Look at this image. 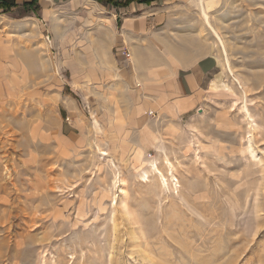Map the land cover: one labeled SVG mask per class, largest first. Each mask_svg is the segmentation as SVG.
Returning <instances> with one entry per match:
<instances>
[{
	"label": "rangeland",
	"instance_id": "rangeland-1",
	"mask_svg": "<svg viewBox=\"0 0 264 264\" xmlns=\"http://www.w3.org/2000/svg\"><path fill=\"white\" fill-rule=\"evenodd\" d=\"M16 1L0 8V264H264V0H211L234 72L209 33L218 66L182 112L151 38L195 50V0ZM129 16L133 44L113 22Z\"/></svg>",
	"mask_w": 264,
	"mask_h": 264
},
{
	"label": "crops",
	"instance_id": "crops-1",
	"mask_svg": "<svg viewBox=\"0 0 264 264\" xmlns=\"http://www.w3.org/2000/svg\"><path fill=\"white\" fill-rule=\"evenodd\" d=\"M54 1V0H50ZM48 1V2H50ZM85 1V0H84ZM91 2L97 3L94 0H89ZM115 14H112V17H114ZM137 16H129L126 17L123 24L120 19V22L118 21V17L113 20L115 22V26L118 28L119 25L123 26V39L124 43H132L133 39L135 38H141L140 35L141 26L145 20L141 18H136ZM144 20V21H143ZM121 23V24H120ZM103 25V29L105 30L104 33L107 35L108 43L111 44L114 42V38H116V32L109 21V23H100ZM145 24V22H144ZM142 24V26L144 25ZM110 36V37H109ZM152 37V36H151ZM199 38V37H198ZM152 46L153 48L151 50H162L161 58L163 59V64L166 66V71L168 72V78L172 79V82L170 83L169 91L174 96L178 95L179 99L172 104V106L177 109V111H183L186 107H188L191 104L195 103V100H197L199 94V91L197 89L201 87V85L205 82L206 78L209 76L210 73H212L215 68H217V62L214 61V59L209 58V54L206 52L203 55L199 54V50H203L205 43L203 41L195 39H190L192 46L195 50H186L185 48H178L174 46H167L168 42L163 41V39L159 37H152ZM162 42H161V40ZM149 43L151 41L149 40ZM133 44V43H132ZM133 69L136 71L138 80L144 79H150L154 77L155 75V69L158 66L154 65V59L148 58L143 52H140L138 50L137 46L133 45ZM206 47V46H205ZM175 48L177 50L174 51ZM168 49H171L169 51ZM106 51V50H105ZM181 51V52H180ZM129 52L130 57L127 60L131 59V51L128 48H125L123 50V54ZM184 52V53H183ZM194 52V53H193ZM136 53V54H135ZM138 54V55H137ZM180 55V56H179ZM190 55L192 57H190ZM155 55H153L154 58ZM219 60V59H218ZM144 62V63H143ZM166 63V64H165ZM143 64V65H142ZM152 65V66H148ZM146 67L145 73H141L140 69ZM135 74V75H136Z\"/></svg>",
	"mask_w": 264,
	"mask_h": 264
},
{
	"label": "bare ground",
	"instance_id": "bare-ground-1",
	"mask_svg": "<svg viewBox=\"0 0 264 264\" xmlns=\"http://www.w3.org/2000/svg\"><path fill=\"white\" fill-rule=\"evenodd\" d=\"M198 6V11H199V15L201 18V25L198 29V36L200 41H203L205 43V45L208 43V34L213 32L216 35V43H217V47L219 49V52L221 53V56L223 58V64L224 67H228L227 70H229L230 72H234L233 67L231 66V63L229 61V56H228V51L225 45V41L223 40V37L220 33V29L222 28V26H214L210 20V13L208 11V6L211 3V0H195ZM225 23V21H221L220 24L223 25ZM110 37V36H109ZM161 40V39H160ZM105 41V40H104ZM162 42V40H161ZM204 45V48H205ZM209 45V44H208ZM207 47V46H206ZM209 47V46H208ZM173 49V48H172ZM175 49V48H174ZM173 49V50H174ZM207 48H205L206 50ZM169 51H171V49H168ZM176 50V49H175ZM174 50V51H175ZM178 50V49H177ZM176 50V52H177ZM181 52V51H180ZM105 53V52H104ZM184 53V52H183ZM194 53V52H193ZM206 51L203 50H199V54L203 55L205 54ZM136 54V53H135ZM138 55V54H137ZM180 56V55H179ZM190 57H192L190 55ZM144 63V62H143ZM107 64V63H106ZM143 65V64H142ZM45 66V64H44ZM156 170L159 171V173L161 174V176L163 177L164 175L160 172V170L158 169V167H156ZM177 182V181H176ZM123 191H125L124 188H122ZM151 259V258H150ZM151 261V264H154V262Z\"/></svg>",
	"mask_w": 264,
	"mask_h": 264
},
{
	"label": "trees",
	"instance_id": "trees-1",
	"mask_svg": "<svg viewBox=\"0 0 264 264\" xmlns=\"http://www.w3.org/2000/svg\"><path fill=\"white\" fill-rule=\"evenodd\" d=\"M99 1H105V0H99ZM108 2L114 1V0H107ZM131 0L126 1H114L116 5L119 4H128ZM146 2H149L151 0H145ZM39 0H25L23 1L24 5H27L30 7V9H33L34 11H37L39 8L38 5ZM17 5L16 0H0V8H3L4 11H9L13 8V6Z\"/></svg>",
	"mask_w": 264,
	"mask_h": 264
},
{
	"label": "built area",
	"instance_id": "built-area-1",
	"mask_svg": "<svg viewBox=\"0 0 264 264\" xmlns=\"http://www.w3.org/2000/svg\"><path fill=\"white\" fill-rule=\"evenodd\" d=\"M126 56H127V57H130V53H129V52H127V53H126Z\"/></svg>",
	"mask_w": 264,
	"mask_h": 264
}]
</instances>
